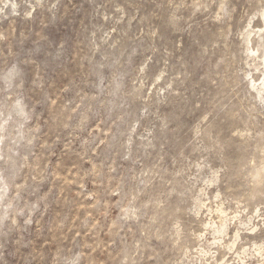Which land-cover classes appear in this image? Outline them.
Segmentation results:
<instances>
[{
  "label": "rangeland",
  "instance_id": "rangeland-1",
  "mask_svg": "<svg viewBox=\"0 0 264 264\" xmlns=\"http://www.w3.org/2000/svg\"><path fill=\"white\" fill-rule=\"evenodd\" d=\"M0 264H264V0H0Z\"/></svg>",
  "mask_w": 264,
  "mask_h": 264
}]
</instances>
